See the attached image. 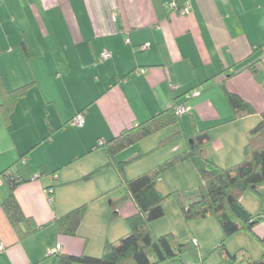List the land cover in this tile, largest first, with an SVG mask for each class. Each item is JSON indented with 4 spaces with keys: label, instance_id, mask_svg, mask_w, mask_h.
<instances>
[{
    "label": "crops",
    "instance_id": "1",
    "mask_svg": "<svg viewBox=\"0 0 264 264\" xmlns=\"http://www.w3.org/2000/svg\"><path fill=\"white\" fill-rule=\"evenodd\" d=\"M169 1L0 0V171L18 175L12 194L33 221L17 228L10 222L1 206L10 186L0 179V264H52L55 251L99 256L105 241L126 234V225L111 219V204L120 197L108 193L118 183L115 171L102 168L80 179L105 163L101 142L183 103L184 92L195 87L186 124L180 116L176 124L180 136L186 142L209 128L205 156L220 166L243 160L250 118L260 120L264 111V80L247 68L257 60L264 68V0H189L186 15L172 12ZM22 87V94H10ZM226 91L254 113L239 117ZM78 113L82 126L70 123ZM173 132L130 145L116 159L146 152ZM176 165L182 178L201 179L191 160ZM82 204L87 210L76 235L56 234L55 218ZM136 211L130 198L116 207L119 218ZM28 228L34 230L24 234ZM209 233L212 244L218 237ZM243 235L235 249L228 241L227 250L261 257L264 221ZM190 236L205 246L198 234Z\"/></svg>",
    "mask_w": 264,
    "mask_h": 264
},
{
    "label": "trees",
    "instance_id": "2",
    "mask_svg": "<svg viewBox=\"0 0 264 264\" xmlns=\"http://www.w3.org/2000/svg\"><path fill=\"white\" fill-rule=\"evenodd\" d=\"M174 1L178 6L185 2V0H170L167 3L168 7L169 3ZM258 61L248 65L247 68L263 81L264 68L258 69L256 65ZM26 88H19L10 94L16 97ZM196 88L184 92V100L181 104L187 106L190 98L185 99V94L192 90L199 92ZM225 96L239 117L254 113L252 105L237 94L226 91ZM177 105L180 104L172 103L158 114L134 127L125 128L111 139L101 142L97 147L101 148L105 163L80 179L89 180L102 168H112L115 171L119 182L124 187L125 194L111 204L113 207L111 219L118 216L116 207L130 198L137 211L124 217L128 232L116 241H105L99 256L85 253L74 255L55 251L52 264H156L162 262L183 264L181 255L186 251L192 252L193 255V260L189 264H195L199 261L195 250L198 246L196 238L189 236L181 241L173 233L157 236L152 230L151 223L164 215L162 202L166 197L176 199L187 221L207 217H214L217 220L222 236L209 253L218 257L221 264H264V235L258 238L263 252L257 259L253 258L244 248H239L232 253L226 247L228 237L238 231L251 232L257 223L264 221V211L252 214L240 201L241 195L248 190L261 196L258 186L264 183V111L260 114V120L247 132L243 160L234 165L220 166L202 153L203 145L211 139L209 128L192 132L186 137V147L182 152L135 177H126L125 167L129 161L116 159V155L130 145L178 124L179 116L184 113L175 112ZM177 135H181L180 130L164 140ZM187 159L193 163L202 183L195 188L173 190L163 195L157 189L156 182L161 179L166 170ZM0 179L5 180L10 186V193L1 204L10 222L16 228L20 223L32 225L33 221L22 214L12 194L13 189L20 183L18 175L10 169H5L0 171ZM86 210L87 204H82L55 218L56 234L75 236ZM33 230L34 228H28L24 234ZM193 239L196 240L195 243ZM209 258L205 256L200 260L208 261Z\"/></svg>",
    "mask_w": 264,
    "mask_h": 264
},
{
    "label": "rangeland",
    "instance_id": "3",
    "mask_svg": "<svg viewBox=\"0 0 264 264\" xmlns=\"http://www.w3.org/2000/svg\"><path fill=\"white\" fill-rule=\"evenodd\" d=\"M180 118H181L180 119L181 122L186 124L185 122L187 120V114L180 115ZM258 121H259L258 118L257 119L250 118V122L254 123L253 125H255ZM168 130L176 132L179 130V125H173L169 127ZM220 131L221 129H217L211 132L214 135L215 141L218 139V137H220L219 136ZM181 144L182 146H180ZM152 145L150 144L146 147L147 149L146 152H138L139 154L137 153L135 156L133 157L131 156V158L126 160V161H129L125 167V173H126L127 178L135 177L136 175L146 170L151 169L153 165L155 164L157 165L160 163V162L158 163L159 160L166 161L167 159L173 157L175 154L182 152L186 147L185 146L186 142L184 141L183 136L177 135L168 140H160L156 142L154 146ZM129 154L130 152H128L126 155H129ZM234 161H237V160H234ZM235 163H238V162H233L232 164L234 165ZM176 166L177 165L166 170L163 173V176L160 179L159 184L157 185L158 190L163 195H167L170 191H173V190L195 188L202 183L201 179L197 180L196 182H193V181L190 182L189 179L182 178L180 167H176ZM173 168L174 170L171 171ZM86 181H83V182H86ZM258 190L261 193V196H258L254 192L248 190L244 192L240 197V201L243 202V204L247 207V210L251 212L252 214H256L258 212L264 211V183L258 186ZM112 192H115L116 194L118 193L120 195L119 198L124 196L125 194L124 187L119 182V179H118L117 186L108 193L111 194ZM162 205L164 208V215L154 220L151 223L153 232L157 236H160L166 233H173L174 236L181 241H183L186 237H189L190 235L198 234L200 237L203 238V241L205 240V246H202L199 243V246L195 248L196 254L198 253L205 254V256H209L215 264H221L220 259L218 257L211 255L209 253V251L217 244L220 237L222 236L220 226L217 220L214 217H207L205 219H195V220L192 219L189 221L185 220L179 208V205L174 197H166L163 200ZM112 219H113V222L119 219L122 224L126 225L124 221V217L119 218L117 216ZM126 229H128L127 225H126ZM214 230L216 232V237L218 238L215 242H213L212 244H209L211 241H213V239H215L214 238L215 236L209 232L210 231L213 232ZM244 233L245 231H238L237 233H234L233 235L227 238L226 244L228 243V241H230V243H236L234 246H230L232 249L233 247L235 249V247H237V245H239L240 243L239 239L245 236L243 235ZM118 238H116L113 241H116ZM192 260H193L192 252L190 253L186 251L181 255V261L183 264H189L192 262ZM156 264H169V263L162 262V263H156Z\"/></svg>",
    "mask_w": 264,
    "mask_h": 264
},
{
    "label": "built area",
    "instance_id": "4",
    "mask_svg": "<svg viewBox=\"0 0 264 264\" xmlns=\"http://www.w3.org/2000/svg\"><path fill=\"white\" fill-rule=\"evenodd\" d=\"M169 8L171 9L172 12L184 15V14H188L189 13V11H190V3H189V0H185L183 5L178 6L177 3L174 1V2L169 3ZM109 56H110V52L104 51L101 54V59H107ZM198 93L199 92L197 90H192V91H190V92L185 94V99H189V98H191L193 96H196V95H198ZM188 110H189V107L186 106L185 104H180V105L175 106V112L177 114L185 113ZM70 123L72 125H75V126H82L83 123H84L83 115L81 113L76 114L70 120ZM195 242H196V240L193 239V243H195ZM3 248H4L3 245L0 243V251H2ZM52 252L53 251H49V253H52ZM195 264H213V263H211L210 261L199 260Z\"/></svg>",
    "mask_w": 264,
    "mask_h": 264
}]
</instances>
